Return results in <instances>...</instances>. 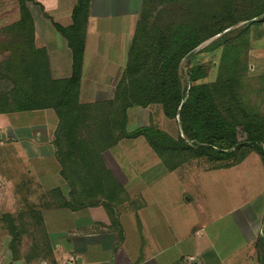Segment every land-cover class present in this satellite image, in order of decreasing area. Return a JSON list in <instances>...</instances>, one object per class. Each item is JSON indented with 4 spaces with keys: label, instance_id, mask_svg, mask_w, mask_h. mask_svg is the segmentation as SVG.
Here are the masks:
<instances>
[{
    "label": "trees",
    "instance_id": "obj_1",
    "mask_svg": "<svg viewBox=\"0 0 264 264\" xmlns=\"http://www.w3.org/2000/svg\"><path fill=\"white\" fill-rule=\"evenodd\" d=\"M85 1L77 0L70 27L55 25L72 54L69 78H51L45 51L34 46L27 0H18L20 20L4 28L7 36L0 39V54H9L0 65V74L12 84L8 96L0 98V114L50 109L57 118L54 145L60 175L70 190L68 201L62 198L59 207L122 204L123 188L100 156L122 139L143 138L167 171L175 170L188 157L203 158L213 168H228L240 163L249 148L264 167V114L242 110L238 122L218 107L215 92L223 83L221 77L213 83L199 82L205 71L198 65L189 70L183 83L179 72L181 61L206 40L217 36L210 49L227 48L233 27L247 23L241 33L247 32L249 25L264 22V0H143L128 61L113 98L80 103ZM149 105H159L169 120L177 118L184 138H174L149 125L127 129L128 110ZM237 124L242 126L244 141L237 138ZM255 247L264 257L263 235Z\"/></svg>",
    "mask_w": 264,
    "mask_h": 264
},
{
    "label": "crops",
    "instance_id": "obj_2",
    "mask_svg": "<svg viewBox=\"0 0 264 264\" xmlns=\"http://www.w3.org/2000/svg\"><path fill=\"white\" fill-rule=\"evenodd\" d=\"M85 3L79 102L93 103L113 98L128 61L143 0H86ZM76 4L77 0L26 2L33 21L34 46L45 51L52 79L69 78L72 73L71 51L55 25L70 27ZM19 20L16 0H0V30ZM150 106L155 105L145 109ZM34 112H44L47 123H43V128L53 126L52 131L55 130L57 118L50 109L14 114ZM44 146L48 153L43 158L54 161L53 145L47 141ZM116 146H124V152H118ZM116 146L112 150L118 152L115 159L124 170L119 173L124 182L117 177L123 188L122 204L105 207L99 202L75 209L54 207L44 211L43 222L53 264H264V257H260L255 247L258 237H264V170L258 155L263 189L259 195L243 202L247 210L254 200L257 202L252 217L248 220L243 215L244 219L237 206L211 218L205 209L188 206L189 198H185L187 203L182 205L177 199L165 202L164 189L159 188L158 183L164 178L163 168L165 173L174 170L165 169L162 160L143 138L122 139ZM20 147L19 144L22 154ZM24 156L28 161L27 155ZM250 156L228 168H213L206 161L210 166L203 171L229 170L243 165ZM107 160L105 158L104 163ZM158 166L161 172H158ZM28 175L41 187V194L56 189L59 195L68 197L69 186L59 172H29ZM113 176L116 177L114 173ZM34 188L39 187L35 184ZM153 192L156 197L149 202ZM234 213L245 225V237L240 238L233 231L229 216ZM225 228H231L236 243L232 241L228 245L229 240L223 239ZM71 258L75 261L71 262Z\"/></svg>",
    "mask_w": 264,
    "mask_h": 264
},
{
    "label": "rangeland",
    "instance_id": "obj_3",
    "mask_svg": "<svg viewBox=\"0 0 264 264\" xmlns=\"http://www.w3.org/2000/svg\"><path fill=\"white\" fill-rule=\"evenodd\" d=\"M16 2L18 5V0ZM244 26H248L247 23H239L232 28L233 32L227 36V44L225 43L230 47L224 48V45H221L210 49V43L217 36L213 37L185 57L179 66L183 83L187 81L189 70L198 65L205 71V77L199 82L213 83L221 77L223 83L216 87L215 92L218 107L224 115L231 116L237 121L243 111L264 114V22L249 25L247 32L239 33ZM3 29L0 30V39L5 40L7 35L3 33ZM7 55L9 54H0V65L7 59ZM11 87L10 80L0 74V98L4 94L8 96ZM101 101L105 100L96 102ZM46 120L44 112L0 115V132L6 136L5 140L0 142L3 143L0 144V264L54 262L53 256L48 253L50 243L43 222V213L46 209L59 207L62 198L67 200L69 197H62L56 189L41 194L43 191L41 187L28 175L29 172L36 174L61 172L57 148L54 145L53 126L43 128ZM147 125L167 132L174 138H184L178 119L174 121L165 118L159 105L150 106L148 109L141 107L129 109L128 129ZM237 132L238 140L244 141L245 135L241 124H237ZM47 141L53 145L51 150L54 151V161L43 158L48 153L44 146L47 145ZM19 144L22 146L20 147L22 154ZM115 146L102 152L100 156L103 163L105 158L109 160L104 165L112 175L113 173L116 175L114 178L117 180V177L121 178L120 171L122 173L124 170L115 158H118V152L123 153L125 149L124 146H116L118 152H115L112 150ZM262 148L264 150V146ZM244 151L246 157L252 156L243 165L229 170L203 171L210 165L205 159L194 157H188L171 173H165L163 168L164 178L158 183V187L164 189L165 202L177 199L182 205L187 203L185 198H189L188 206L205 209L211 218L238 206L240 208L238 212L249 220L252 217L251 212L256 210L257 202L254 200L249 210L243 202L261 193L264 167L258 165L255 151L250 148ZM24 155H27L28 161ZM157 170L161 172V167L158 166ZM120 180L124 182V179ZM117 182L122 187L121 182L119 180ZM35 184L40 189H35ZM155 197L156 193L153 192L149 202ZM80 200L82 199H77L78 202ZM237 213L229 216V221H233V224L231 223L233 231L241 238L246 236L247 230ZM225 229L222 231L223 239L229 240L228 245L232 241L236 243L231 228ZM258 253L263 257L262 251L258 250Z\"/></svg>",
    "mask_w": 264,
    "mask_h": 264
},
{
    "label": "water",
    "instance_id": "obj_4",
    "mask_svg": "<svg viewBox=\"0 0 264 264\" xmlns=\"http://www.w3.org/2000/svg\"><path fill=\"white\" fill-rule=\"evenodd\" d=\"M5 138H6L5 134L3 132H0V141L5 140ZM229 151H231V149Z\"/></svg>",
    "mask_w": 264,
    "mask_h": 264
},
{
    "label": "built area",
    "instance_id": "obj_5",
    "mask_svg": "<svg viewBox=\"0 0 264 264\" xmlns=\"http://www.w3.org/2000/svg\"><path fill=\"white\" fill-rule=\"evenodd\" d=\"M70 261H71V262H74V261H75V259H74V258H71V259H70Z\"/></svg>",
    "mask_w": 264,
    "mask_h": 264
}]
</instances>
